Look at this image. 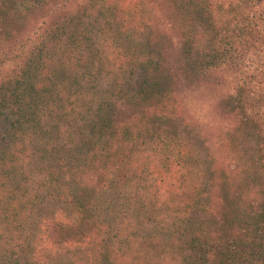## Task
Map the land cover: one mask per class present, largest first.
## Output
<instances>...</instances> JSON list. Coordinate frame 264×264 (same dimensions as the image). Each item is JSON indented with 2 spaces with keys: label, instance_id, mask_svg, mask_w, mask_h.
<instances>
[{
  "label": "trees",
  "instance_id": "1",
  "mask_svg": "<svg viewBox=\"0 0 264 264\" xmlns=\"http://www.w3.org/2000/svg\"><path fill=\"white\" fill-rule=\"evenodd\" d=\"M166 258L264 264V0H0V264Z\"/></svg>",
  "mask_w": 264,
  "mask_h": 264
},
{
  "label": "rangeland",
  "instance_id": "2",
  "mask_svg": "<svg viewBox=\"0 0 264 264\" xmlns=\"http://www.w3.org/2000/svg\"><path fill=\"white\" fill-rule=\"evenodd\" d=\"M205 100H203V103H205V104H202L201 103V111L197 114V116H198V121H204V120H210V115H208L207 113H205L206 112V110H207V106H208V104L207 103H209L211 100H208L207 99V95L206 96H204L203 97ZM207 99V100H206ZM5 114H11V110H9V109H6V110H4V115ZM204 115V117H202ZM10 117V116H9ZM11 119H12V117H10ZM205 118H207V119H205ZM7 126V122H3L2 123V126H1V128L3 129V128H5ZM172 262H170V260H169V258H166V259H164V260H159V261H157L156 262V264H171ZM173 264V263H172Z\"/></svg>",
  "mask_w": 264,
  "mask_h": 264
}]
</instances>
